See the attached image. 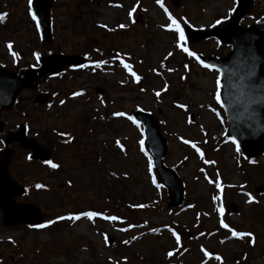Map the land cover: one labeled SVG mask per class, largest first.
I'll list each match as a JSON object with an SVG mask.
<instances>
[{
  "label": "rangeland",
  "instance_id": "1",
  "mask_svg": "<svg viewBox=\"0 0 264 264\" xmlns=\"http://www.w3.org/2000/svg\"><path fill=\"white\" fill-rule=\"evenodd\" d=\"M29 1L0 0V65L33 64L49 50L86 54L94 65L51 76L52 92L61 90L51 119L47 114L30 124L71 130L76 139L63 146L64 168L56 175L14 159L9 170L16 181L52 186L31 187L15 200L34 203L49 224L66 210L78 213L43 230L4 224L0 208V264H264V197L260 208L247 195L264 182V156L247 161L228 141L217 110L222 112L219 72L193 59V52L223 56L229 47L215 39L187 47L183 34L184 25L215 26L230 16L236 0H182L178 6L162 0L165 8L156 0H57L53 39L46 45ZM257 2L246 24L263 14L264 0ZM29 96L23 92L17 108L2 113L3 134L26 120L20 111H30ZM137 110L152 113L161 125L168 142L164 161L184 181L179 208L167 206V191L143 149V130L132 118ZM234 200L241 207L237 214L228 209ZM224 206L233 228L255 231L252 247L244 245L251 239L223 228ZM88 209H103L104 217L83 216ZM111 214L128 217V224L114 223ZM211 250L216 257L208 256ZM19 251L23 255L16 257Z\"/></svg>",
  "mask_w": 264,
  "mask_h": 264
},
{
  "label": "water",
  "instance_id": "2",
  "mask_svg": "<svg viewBox=\"0 0 264 264\" xmlns=\"http://www.w3.org/2000/svg\"><path fill=\"white\" fill-rule=\"evenodd\" d=\"M53 1L32 2V9L45 41L52 38L50 13ZM179 1L173 0L176 5ZM253 6L254 0H238L232 16L215 28H185L190 42L216 37L231 45V52L226 57H200L219 68L223 74L222 102L228 116L227 135L239 143L247 157H257L264 152V18L249 27L241 25L242 19ZM85 62L86 58L83 56L57 54L44 57L41 66L36 69L24 68L19 72H12L0 67V113L4 109L12 108L20 90L35 86L38 79L46 73H59L67 66L76 68ZM135 117L144 124L148 149L153 155L159 176L168 189L169 207L180 206L184 199L183 182L177 172L163 162L167 153V141L159 124L147 112L136 111ZM3 126L4 122L0 119V132ZM24 131L25 127L20 126L19 131L9 132L5 142L19 141L22 146L33 149L35 156H44L40 146L34 140L28 139ZM1 155L0 206L4 210L5 223H42V214L33 204L13 202V197L23 192L21 186L11 179L7 169L13 151L6 147Z\"/></svg>",
  "mask_w": 264,
  "mask_h": 264
},
{
  "label": "flooded vegetation",
  "instance_id": "3",
  "mask_svg": "<svg viewBox=\"0 0 264 264\" xmlns=\"http://www.w3.org/2000/svg\"><path fill=\"white\" fill-rule=\"evenodd\" d=\"M40 91H45L49 94L50 102L48 104H35L34 96ZM25 92H29L30 94L27 99L29 101V106H31V110L26 113L27 119L32 120L33 122L40 123L43 118H46L47 114H49V119H51V108L54 105H51V75L47 76L43 81H41L40 86L37 89H28ZM28 135L36 139V141L47 150L50 155V158H52V161L54 160L55 162L53 164H51V162L46 163L45 161L37 158L35 160H30L29 155L32 154V151L17 146L15 159L19 165H23L25 163H27L28 165H58L57 163L59 162L58 160H60V152L63 151V146L69 148V146H71L74 140L76 139L75 136H72L70 130L67 133H63L58 130L51 131V127L50 129H42L40 126H38L37 128L29 126ZM82 149H80L79 151H81ZM80 154H86V151H82L80 152ZM254 188L260 189L257 187V185L254 186L252 189L254 190ZM257 194L259 195L257 207H260L263 200V194ZM234 202L236 203V201ZM236 208L238 210L241 209L240 206H236Z\"/></svg>",
  "mask_w": 264,
  "mask_h": 264
}]
</instances>
